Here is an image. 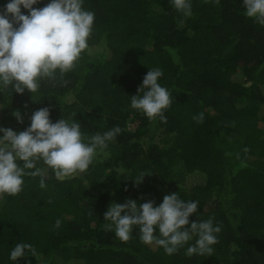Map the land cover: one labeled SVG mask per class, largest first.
I'll list each match as a JSON object with an SVG mask.
<instances>
[{"label":"trees","instance_id":"obj_1","mask_svg":"<svg viewBox=\"0 0 264 264\" xmlns=\"http://www.w3.org/2000/svg\"><path fill=\"white\" fill-rule=\"evenodd\" d=\"M190 3L186 16L172 0H83L94 24L76 67L40 80L35 93L0 86V128L24 131L42 108L53 123L78 122L85 143L121 128L86 172L59 180L39 161L43 176L25 175L18 195L0 197V264H264V25L246 17L243 0ZM154 69L172 97L166 123L131 107ZM200 113L203 123L193 119ZM222 131L241 143L237 163L216 142ZM174 193L199 202L186 227L210 218L221 227L211 256L187 254L196 237L168 255L145 244L139 226L127 242L106 229L112 203L155 207ZM18 243L36 254L11 260Z\"/></svg>","mask_w":264,"mask_h":264},{"label":"clouds","instance_id":"obj_2","mask_svg":"<svg viewBox=\"0 0 264 264\" xmlns=\"http://www.w3.org/2000/svg\"><path fill=\"white\" fill-rule=\"evenodd\" d=\"M39 2L10 0L0 12V86H11L13 92L20 94L26 89L35 93L39 81L55 78L57 70L61 75L72 71L82 53L88 50L92 34L94 13L83 8V0H51L43 8H34L33 5ZM172 3L177 11L191 16L190 0H172ZM243 5L246 17L264 25V0H243ZM21 6L29 14H23ZM162 75L160 69L147 72L138 94L131 96V107L142 111L150 121L159 118L166 123L164 112L170 108L172 97L158 83ZM13 116L22 123L18 110ZM193 119L203 123L204 115L200 113ZM80 129V124L74 120L51 122L48 108L35 111L30 127L24 131L17 133L10 128H0L3 133L0 136V197L18 195L25 175L43 176L37 167L39 161L59 180L86 172L98 154L108 155L104 152L108 142L121 133V128L116 126L102 135L95 134L85 143ZM17 161H22L23 167ZM144 177L142 173L135 184H141ZM40 186L45 187L43 178ZM198 205V201H184L177 193L164 196L163 202L155 207L151 201L139 206L132 200L124 204L112 203L104 216L111 223L105 227L112 230L114 226L115 235L127 242L131 239L133 226H139L141 240L145 244L162 246L168 255L175 254L196 237L195 243L187 247V254L211 256L212 245L218 243L216 234L222 229L219 225L214 226L211 218L192 222L190 228L186 227ZM60 224L57 220L55 227ZM157 227L159 237L155 235ZM26 249L32 255L36 254L32 245L18 243L11 251L10 259L23 258Z\"/></svg>","mask_w":264,"mask_h":264},{"label":"rangeland","instance_id":"obj_3","mask_svg":"<svg viewBox=\"0 0 264 264\" xmlns=\"http://www.w3.org/2000/svg\"><path fill=\"white\" fill-rule=\"evenodd\" d=\"M46 2L48 4L51 2V0H48ZM135 123V121L130 123L129 127L132 128ZM216 142L227 152L228 157L232 163H237L246 156V154L241 150L240 141L233 138L227 132H219L216 137Z\"/></svg>","mask_w":264,"mask_h":264},{"label":"built area","instance_id":"obj_4","mask_svg":"<svg viewBox=\"0 0 264 264\" xmlns=\"http://www.w3.org/2000/svg\"><path fill=\"white\" fill-rule=\"evenodd\" d=\"M130 123H132V122H130ZM135 125H136V123L134 124V126H135ZM134 126H133V127H134Z\"/></svg>","mask_w":264,"mask_h":264}]
</instances>
